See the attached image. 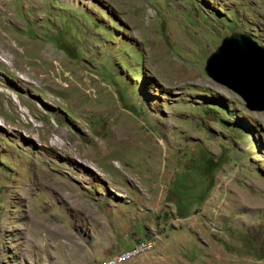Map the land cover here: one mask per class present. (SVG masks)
<instances>
[{
  "label": "rangeland",
  "instance_id": "374dc122",
  "mask_svg": "<svg viewBox=\"0 0 264 264\" xmlns=\"http://www.w3.org/2000/svg\"><path fill=\"white\" fill-rule=\"evenodd\" d=\"M233 34L264 0H0V264H264V109L203 71Z\"/></svg>",
  "mask_w": 264,
  "mask_h": 264
},
{
  "label": "water",
  "instance_id": "95a60500",
  "mask_svg": "<svg viewBox=\"0 0 264 264\" xmlns=\"http://www.w3.org/2000/svg\"><path fill=\"white\" fill-rule=\"evenodd\" d=\"M203 71L236 92L250 110L264 109V49L247 35L224 36L205 59Z\"/></svg>",
  "mask_w": 264,
  "mask_h": 264
},
{
  "label": "built area",
  "instance_id": "2783aa9c",
  "mask_svg": "<svg viewBox=\"0 0 264 264\" xmlns=\"http://www.w3.org/2000/svg\"><path fill=\"white\" fill-rule=\"evenodd\" d=\"M155 238L154 236H144L142 238L137 239L132 246L123 250H117L113 253L107 255L104 259L98 262V264H112V260H117L119 257L125 255L126 253L130 252V248H143L149 244H151L152 239Z\"/></svg>",
  "mask_w": 264,
  "mask_h": 264
},
{
  "label": "bare ground",
  "instance_id": "6f19581e",
  "mask_svg": "<svg viewBox=\"0 0 264 264\" xmlns=\"http://www.w3.org/2000/svg\"><path fill=\"white\" fill-rule=\"evenodd\" d=\"M35 130V129H34ZM152 243V242H151ZM148 247H150V244L149 245H147V246H145V247H143V248H140V249H138V248H133L132 250H131V248H130V252H128V253H126L125 255H123V256H121V257H119L117 260H112V264L114 263V264H118V263H121L122 262V260H123V258H125L126 257V255H128V254H130V253H133V252H143L145 249H147ZM149 249V248H148ZM116 262V263H115Z\"/></svg>",
  "mask_w": 264,
  "mask_h": 264
},
{
  "label": "crops",
  "instance_id": "0c3cea01",
  "mask_svg": "<svg viewBox=\"0 0 264 264\" xmlns=\"http://www.w3.org/2000/svg\"><path fill=\"white\" fill-rule=\"evenodd\" d=\"M128 261V260H127ZM126 262V261H125ZM124 263V262H123ZM122 264V263H121Z\"/></svg>",
  "mask_w": 264,
  "mask_h": 264
}]
</instances>
